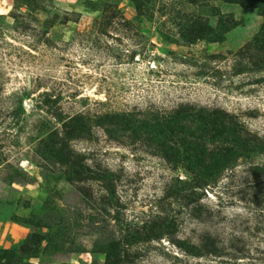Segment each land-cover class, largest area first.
<instances>
[{"label":"rangeland","instance_id":"1","mask_svg":"<svg viewBox=\"0 0 264 264\" xmlns=\"http://www.w3.org/2000/svg\"><path fill=\"white\" fill-rule=\"evenodd\" d=\"M263 42L264 0H0V264H264Z\"/></svg>","mask_w":264,"mask_h":264},{"label":"trees","instance_id":"2","mask_svg":"<svg viewBox=\"0 0 264 264\" xmlns=\"http://www.w3.org/2000/svg\"><path fill=\"white\" fill-rule=\"evenodd\" d=\"M264 45V42H263ZM225 128L230 130V126L232 125L230 122L227 124V122H225ZM111 244L107 245L106 250H105V254H106V259H105V263L104 264H117V257L120 255L119 253L113 252L112 248L113 246H110ZM208 247H211L210 249H208V253L205 252L204 250ZM205 254H211L213 256H218V249L216 247V244L214 241H209V243H204L203 247L201 246V249H199L197 256H204ZM112 257L116 258L115 261H112Z\"/></svg>","mask_w":264,"mask_h":264}]
</instances>
